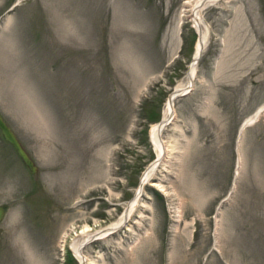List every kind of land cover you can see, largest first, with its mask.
Returning <instances> with one entry per match:
<instances>
[{
    "label": "rangeland",
    "instance_id": "374dc122",
    "mask_svg": "<svg viewBox=\"0 0 264 264\" xmlns=\"http://www.w3.org/2000/svg\"><path fill=\"white\" fill-rule=\"evenodd\" d=\"M189 1L0 0V114L37 168L0 133V264H80L77 234L123 215L193 61ZM201 15L207 45L162 132L160 186H144L128 229L84 247L86 264H264V108L239 132L264 106V0Z\"/></svg>",
    "mask_w": 264,
    "mask_h": 264
},
{
    "label": "bare ground",
    "instance_id": "6f19581e",
    "mask_svg": "<svg viewBox=\"0 0 264 264\" xmlns=\"http://www.w3.org/2000/svg\"><path fill=\"white\" fill-rule=\"evenodd\" d=\"M217 0H193L192 2H187V14L190 18L193 27L196 29L198 33V41L195 45V52L193 56V61L189 67L187 76L185 81L179 84L174 92L168 98L166 106L163 111V115L161 120L154 124L150 130V141L157 152L156 160L147 168L144 175L142 176L141 182L137 187L134 198L131 202L128 203L123 215L114 223H112L107 228H103L98 231H92L90 228H84L82 232L78 233L75 239L72 241L71 250L75 253L76 257L79 259L80 264H86L87 258L86 254H84V247L94 240L106 239L110 234L115 233L117 231L122 230L126 227H129V221L134 211L137 209L140 204V196L144 189V186L150 184L153 187H159L160 183L158 181H154V172L157 169L159 163L165 158L166 154V145L164 144V140L162 138V132L164 128L172 121L174 118V101L180 95H186L190 88L193 86L192 82L196 73V65L198 59L200 58L202 51L206 44L207 38V29L204 25V21L202 19L201 12L202 10L210 4H213ZM195 36V35H194ZM207 45V44H206ZM181 98V97H179ZM263 106L258 109V111L249 119L245 121V126L250 123L255 122L260 113L263 110ZM176 117V115H175ZM6 121V120H5ZM15 133V132H14ZM243 134V133H242ZM242 137V136H241ZM240 137V138H241ZM166 159V158H165ZM164 159V160H165ZM161 189V188H160ZM140 208V207H139ZM138 211V210H137ZM140 215V213H139ZM5 220V219H4ZM128 231V230H127ZM84 250V251H83Z\"/></svg>",
    "mask_w": 264,
    "mask_h": 264
},
{
    "label": "water",
    "instance_id": "95a60500",
    "mask_svg": "<svg viewBox=\"0 0 264 264\" xmlns=\"http://www.w3.org/2000/svg\"><path fill=\"white\" fill-rule=\"evenodd\" d=\"M180 96H184V95H180ZM244 128L245 125L243 124L240 127L239 132L241 133ZM0 133L3 139L13 147L16 154L20 157L22 162L27 166L29 171L32 174L35 173L37 169L36 165L34 164L33 160L31 159L27 151L22 146L20 140L18 139L12 128L7 124V122L5 121L4 117L1 114H0ZM5 213H6L5 207L0 204V222L3 220Z\"/></svg>",
    "mask_w": 264,
    "mask_h": 264
}]
</instances>
